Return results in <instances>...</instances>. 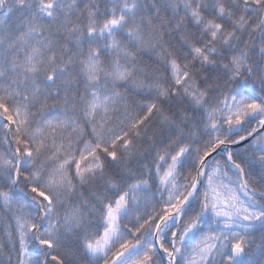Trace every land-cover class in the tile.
I'll list each match as a JSON object with an SVG mask.
<instances>
[{
    "label": "snow or ice",
    "instance_id": "6c2138e0",
    "mask_svg": "<svg viewBox=\"0 0 264 264\" xmlns=\"http://www.w3.org/2000/svg\"><path fill=\"white\" fill-rule=\"evenodd\" d=\"M0 264H264V0H0Z\"/></svg>",
    "mask_w": 264,
    "mask_h": 264
}]
</instances>
